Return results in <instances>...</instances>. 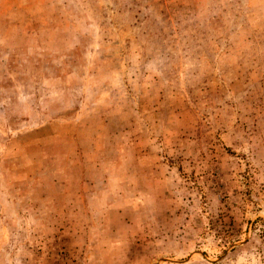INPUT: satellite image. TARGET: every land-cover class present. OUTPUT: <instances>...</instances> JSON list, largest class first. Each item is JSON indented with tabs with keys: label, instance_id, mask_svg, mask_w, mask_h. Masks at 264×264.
I'll use <instances>...</instances> for the list:
<instances>
[{
	"label": "rangeland",
	"instance_id": "1",
	"mask_svg": "<svg viewBox=\"0 0 264 264\" xmlns=\"http://www.w3.org/2000/svg\"><path fill=\"white\" fill-rule=\"evenodd\" d=\"M0 264H264V0H0Z\"/></svg>",
	"mask_w": 264,
	"mask_h": 264
}]
</instances>
